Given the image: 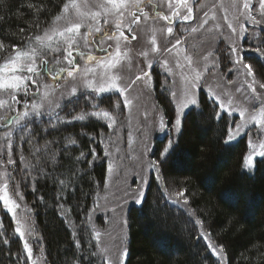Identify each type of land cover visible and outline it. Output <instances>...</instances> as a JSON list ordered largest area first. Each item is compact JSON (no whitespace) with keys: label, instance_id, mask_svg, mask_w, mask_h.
Masks as SVG:
<instances>
[{"label":"trees","instance_id":"obj_1","mask_svg":"<svg viewBox=\"0 0 264 264\" xmlns=\"http://www.w3.org/2000/svg\"><path fill=\"white\" fill-rule=\"evenodd\" d=\"M63 3L64 0H0V41L8 46L0 50V61L11 51V44L38 34L36 24L39 31L47 27ZM30 4L35 7L30 8ZM41 5L46 10L37 13L35 9ZM260 42L259 52L244 50L242 57L252 66L258 81L264 83V38ZM245 45L246 42L242 46ZM228 63L227 52L223 66ZM153 74L156 102L173 129L174 106L170 95L161 88L159 73ZM111 98L114 97L80 93L57 111L28 117L12 130L14 163L8 166L9 185L20 191L30 209L32 234L39 240L32 246L35 252H41L44 264H104L90 221L105 191L107 153L111 151L106 142L114 123L109 127L108 119L73 118L104 109L117 125ZM116 110L123 118V106L119 104ZM218 111L217 103L201 92L198 104L184 113L174 137L166 138V134L153 138L150 161L159 159L170 139L173 148L160 164L159 172L151 169L142 202L131 204L127 210V253L123 264H219L184 206L195 212L210 240L223 247L227 264H264V157L256 158L251 170L245 169L247 135L226 144L228 128L233 127L236 116L224 113L218 120ZM123 135L122 131L121 141ZM6 148L3 143L1 159L8 157ZM181 189L185 190L187 204L168 195ZM95 220L103 228L106 216L97 214ZM0 224V264H31L24 242L14 235L12 215L2 203ZM161 243L165 246L160 247Z\"/></svg>","mask_w":264,"mask_h":264},{"label":"rangeland","instance_id":"obj_2","mask_svg":"<svg viewBox=\"0 0 264 264\" xmlns=\"http://www.w3.org/2000/svg\"><path fill=\"white\" fill-rule=\"evenodd\" d=\"M240 2L241 0H237V7ZM252 2L254 5L253 12L256 18L264 21V15L260 14L258 11V0H252ZM190 3L194 10L193 20L187 23L177 21L174 26V32L171 35L167 34V24L164 21H159L155 24H153L152 21L142 23L139 28L135 30L137 36L135 40L131 39L130 34L127 32L125 33L129 35V43L127 46L130 49V59L122 62L117 70V74L121 78V87L125 89V95L121 96L118 92L102 94L114 97L111 98L114 100V107L111 111H114L116 122H118L117 125L114 123L112 126L113 129L109 135L110 140L106 142V145L111 148L110 153H107L111 169L108 170L105 191L99 196L97 208L92 213L94 216L91 215L92 220L90 221L92 229L94 230V235L95 233H99L98 239L96 237L97 248L104 264H106V259L110 261V264H121L122 254L125 252L127 253V210L131 204H135L136 199H142L143 196L141 197L140 193L142 192L144 194L148 179L150 178L151 169L148 165L151 162L149 158L151 157L150 155L154 147L153 138L155 136L160 138L166 134V138H169V135L174 137L178 133L174 127L172 129L167 124L166 118L156 102V76L153 73H159L163 85L161 88L170 95L175 109V119L172 125L175 124L177 118V103L181 100L183 91L188 86L186 80L182 77L192 75L191 70L183 60V55L191 56L193 61L192 66L196 68L197 71L203 73L199 87L195 89L197 99L201 92L209 97V91H211L225 103L228 97L231 96L234 102L247 106L244 98L245 94H250V90L247 88L245 80L251 82V77L243 75L246 70L243 69L242 65L234 63L237 56L232 54L231 47L235 44V46L240 49L238 53L240 57H242L244 50H246L247 53L256 50L258 44H261V39L264 38V23L253 25L241 18L240 21H233L237 28L236 34H233L224 19L225 15H227L228 20L232 21L233 17L238 15L237 9L233 8V0H190ZM145 10L150 12V6H146ZM162 10L166 11V8ZM205 12L209 14L208 23L205 24L203 28H199L200 23L205 18ZM213 15L216 17L214 20L211 19ZM241 22L244 23L247 29L244 36H240L239 34V24ZM217 24L220 25L219 29L216 28ZM49 25L47 27H49ZM152 27L162 29V31L157 32L156 39L157 47L159 48L157 53H152L150 51L151 44L149 41L151 36L150 29ZM194 27L199 28V30L193 32L191 29ZM209 29H211V31H209ZM178 39L182 41L180 47L184 50L180 56L177 55L176 49H173L172 52L166 51V49L171 48ZM245 42L246 45L243 47L242 45H244ZM146 50L149 51L147 59L153 62L151 68H149L146 63L145 57L140 55L141 52ZM227 52L229 53L230 63H228V66H223V57ZM96 54L100 55L99 53ZM59 55L62 57V53ZM204 57H207V60H205ZM45 58L51 63L55 59V55L46 56ZM177 59L185 64L183 69L176 67ZM77 60L81 64V67H83V61L80 60L79 57H77ZM165 60L167 61V66L164 64ZM205 65H207L206 70ZM167 68L172 69V74H169ZM146 71L150 73L151 80L146 81L143 78L138 80L137 76H141L142 73ZM253 75L255 76L254 72ZM255 78L258 81L257 76H255ZM43 83H52L47 74L43 75ZM56 83L61 86L55 88L54 91L49 90V96L44 99H42L44 89L41 88V93L34 96L33 93L36 91V86L30 85L27 96H24L23 93L18 95L20 103L15 105L16 111L9 108H0V117H10L16 115L17 111H25L24 104L26 101L29 105H31L33 101L42 103L43 107L40 109L41 115L39 116H44L57 111L62 104L68 102L80 93H87L97 97L94 92H90L81 87L82 81L79 78L76 80L71 78L67 80L61 79ZM73 87L77 88V94L75 96L70 95ZM237 89H240V91L238 92ZM163 90H161L162 93ZM257 91L264 92V89H259L257 85ZM173 93H175V102ZM125 98L130 101L127 107L124 105ZM0 99H8V97L0 96ZM119 104L123 106V118L120 117L119 110H116ZM217 105L219 106L218 103ZM190 107L191 106H189V108ZM256 107H259V104H257ZM187 109L181 114V120ZM234 116H236V120L232 127L233 129H235L236 123L240 119L238 113L234 114ZM161 120H163L165 124L163 130H161ZM120 123H122V125H120ZM114 126L116 128H114ZM0 127H4V125L0 123ZM13 128V126H8L6 130H0V150L4 143L7 147V154L9 152L8 140L4 138V133L9 130L12 131ZM122 131L124 133L123 141H121L120 136ZM244 134L247 135L248 142L251 139V141L257 145L261 140H264V132L258 131L254 124L242 135ZM141 143H143V147ZM258 157L259 156L254 157V161ZM7 160L8 157H4L3 159L0 157V172L6 171L10 173ZM26 174L28 176L30 174L29 171H26ZM17 192L19 193L18 196L16 195ZM172 193L173 192L168 193L172 200L179 202L184 201L182 198L172 196ZM9 194L19 205V207L16 208L17 218H19L22 223L28 220L33 226L30 209L24 202L20 191L17 189H10L9 185ZM184 210L195 222L200 235L208 243V247L211 243L217 248V252H219L220 247L210 240L204 225H202V223L197 224L199 219L195 216V212L187 206H184ZM97 214H104L106 216L104 222L105 226L103 228L99 227L96 223L95 217ZM32 233L31 235H25V239L32 249V260L35 261L36 264H44L43 258L41 259V252H35L33 249L32 244H38L39 240L37 237L35 238ZM205 236H207L208 239H205ZM213 256H215L219 264H227L224 252L219 255L213 254ZM125 257L126 254L123 255V260Z\"/></svg>","mask_w":264,"mask_h":264},{"label":"snow or ice","instance_id":"obj_3","mask_svg":"<svg viewBox=\"0 0 264 264\" xmlns=\"http://www.w3.org/2000/svg\"><path fill=\"white\" fill-rule=\"evenodd\" d=\"M260 14L264 15V0H258ZM150 6L151 11H146L145 7ZM30 8H34V5H29ZM162 10V9H165ZM233 8L237 9L238 15L233 17L232 21L228 20L227 15L224 19L227 22V26L231 29L233 34H236L237 28L233 21L243 20L250 22L253 25H259L264 21L258 20L253 12L252 0H241L237 7V0H233ZM37 13L45 11L43 5L40 8L35 9ZM193 6L190 0H64V3L60 7L59 13L53 17L49 27L39 31V24L35 27L38 30V34H30L27 39H23L19 44H11V52L6 56L3 61H0V96H6L8 99H0V108H9L15 110V105L20 103L18 95L23 93L24 96L28 95L30 85L36 86V91L33 95H39L41 88L44 89L42 93V99L47 98L50 94L49 90L54 91L55 88H59L61 85L56 83L61 79L67 80L71 78L76 80L79 78L82 81L81 87L94 92L97 96H101L104 93L118 92L121 96L125 95V89L121 87L120 76L117 74V70L122 62L130 59L127 44L129 43V35L131 39L135 40L136 29L142 23L152 21L153 24L164 21L167 24L166 32L168 35L173 34L174 26L177 21L187 23L193 20ZM204 19L200 23L199 28H203L208 23L209 14L204 13ZM211 19H216L215 15ZM199 28H192L193 32L198 31ZM216 28L219 29L220 25L217 24ZM21 33L24 29L20 30ZM150 44L152 53H157L159 48L157 47V32L162 31L152 27L150 29ZM211 31V29H209ZM247 29L244 23L239 24V34L244 36ZM182 41L176 40L175 44L171 48L166 49L167 52H172L173 49L177 50V55L180 56L183 53V49L180 47ZM6 45L0 41V50H7ZM240 49L233 44L231 52L237 56L234 61L235 64L242 65L246 70L243 75L251 77V82L245 80L247 88L250 90V94H245L244 106L238 102H234L231 96L228 97L225 103L215 93L209 91V97L213 99L214 103L219 104V111L217 112V119H222L223 114L227 113L229 117H233L238 113L239 121L236 123L235 129L231 126L228 128V133L225 138L226 144H231L242 137V134L249 129L251 125H255L257 130L264 132V92L257 91V85L259 89H264V83H260L253 75V68L250 64L243 63V57L238 55ZM255 51L259 52L260 49ZM62 53V57L59 55ZM99 53L100 55H97ZM55 59L50 63L46 56H54ZM140 55L145 57L146 63L149 68L152 66V61L148 60L149 51L141 52ZM264 55V52L261 53ZM77 57L83 61V67L78 62ZM207 60V57H204ZM183 60L186 62L188 68L191 70V76H183L186 80L187 87L183 91L181 100L177 103V118L173 127L179 131L181 125L180 116L185 109L189 106L198 104L195 89L199 87L203 73L197 71L194 68L191 56L183 55ZM167 66V61H164ZM176 67L183 69L184 63H181L179 59L176 61ZM207 65H205V70ZM169 74H172V69L167 68ZM47 74L52 83H43V75ZM66 74V75H65ZM151 80L149 72H143L141 76H137V79ZM30 82V83H29ZM130 87V85H129ZM239 92L240 89H237ZM77 94V88L73 87L71 96ZM175 102V93H173ZM130 103L125 98L124 105ZM259 104V107L256 105ZM43 107L42 103L33 101L31 105L26 101L24 104L25 111L16 112L14 116L0 117V123L4 126H19L26 118L31 115H41L40 109ZM30 109V110H29ZM88 116L104 118L110 121L109 127L115 123L111 113L107 110L100 109L92 111L87 114H80L73 119L85 120ZM231 124V121H229ZM165 127L163 120H161V130ZM12 131L9 130L4 133V138L8 140V160L7 164L14 163L12 159ZM75 143V141H69ZM249 152L243 157V167L251 170L254 167V157H264V140L260 143L254 144L251 139L248 142ZM173 148V141L170 139L168 144L163 147L160 152V157L157 160H153L149 163L150 169H155L159 172L160 164L168 156L170 150ZM23 159V158H22ZM111 169V165L109 166ZM11 173L0 172V203L3 204L6 211L12 214V219L16 223L14 229V235H18L19 238L24 241L23 247L25 252L28 253V259L31 264H36L32 260V249L30 248L25 235H31L33 231L32 224L25 220L23 223L16 216V208L19 205L9 194V178ZM61 183H63L61 181ZM18 196L19 193L17 192ZM141 197L143 193H140ZM172 196L183 198L184 203L187 204V198L185 196V190L181 189L179 192H174ZM141 199H136L135 203L140 204ZM201 223L199 220L197 224ZM2 226V224H0ZM95 236L99 237V233H95ZM205 239H208L205 236ZM7 242V241H5ZM160 247L165 245L161 243ZM209 248L213 254L219 255L223 252L221 246L219 252L217 248L211 243ZM121 257V264H123V255ZM95 255V253L93 254ZM106 264H110L107 261Z\"/></svg>","mask_w":264,"mask_h":264}]
</instances>
